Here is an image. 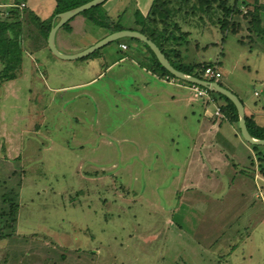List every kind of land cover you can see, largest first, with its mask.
<instances>
[{
    "label": "rangeland",
    "instance_id": "374dc122",
    "mask_svg": "<svg viewBox=\"0 0 264 264\" xmlns=\"http://www.w3.org/2000/svg\"><path fill=\"white\" fill-rule=\"evenodd\" d=\"M151 1L106 0L55 44L105 34L106 17L131 25ZM190 28L188 56L218 61L220 84L264 115V44ZM125 42L74 61L24 51L0 86V207L8 191L18 205L0 264H264V175L238 124L209 120L217 95L154 77Z\"/></svg>",
    "mask_w": 264,
    "mask_h": 264
},
{
    "label": "trees",
    "instance_id": "16d2710c",
    "mask_svg": "<svg viewBox=\"0 0 264 264\" xmlns=\"http://www.w3.org/2000/svg\"><path fill=\"white\" fill-rule=\"evenodd\" d=\"M25 1L12 0V6L7 9H0V86L15 77V72L22 64L24 51L31 54L32 51H38L47 45L46 40L51 28V18L46 22L39 20L37 16L23 6ZM88 1L91 0H75L66 6H57L53 15L75 8ZM239 1L152 0L146 14L135 13L134 23L137 29L131 31H138L152 41L175 70L208 81L203 76L204 69L210 67L218 70L219 62L199 61L188 56L192 50L190 26L194 29L205 27L208 23L211 25L217 24L221 34V42L224 41L227 34L246 32L238 39L239 44L248 45L249 47L256 41L264 44V20L262 17L264 16V4L258 2V0H253L251 4L243 2L246 8L245 11H241ZM105 21L99 22V25L107 29L108 33L124 30L118 23L110 24L108 17L105 18ZM67 26L68 22L61 28L66 29ZM125 40L136 42L142 47L147 55V57L144 56L145 61L148 63L146 68L156 77L165 80H177L191 86L190 83L179 80L166 71L143 42L134 38H122L114 42L121 44ZM125 43L123 45L127 48ZM197 45L198 42L195 41V46L198 47ZM89 55L83 58L89 57ZM220 79L217 83L222 86L219 82ZM207 94L209 96H212V94L217 95L216 103L218 106L216 108H218L221 118H225L230 123L238 122L236 109L231 101L220 94L210 93L209 91H207ZM213 101L215 102V98H213ZM245 121L246 128L253 138L264 139V127H256L253 130L248 118L245 117ZM257 148L258 146L253 145L254 150H257ZM256 162L260 166L259 172L263 175L264 170L261 164L263 156H258ZM13 196L14 192L12 191L5 192L2 195L0 239L10 235L7 232L13 228L16 221L18 205L14 202ZM1 219H3L2 222Z\"/></svg>",
    "mask_w": 264,
    "mask_h": 264
},
{
    "label": "water",
    "instance_id": "95a60500",
    "mask_svg": "<svg viewBox=\"0 0 264 264\" xmlns=\"http://www.w3.org/2000/svg\"><path fill=\"white\" fill-rule=\"evenodd\" d=\"M104 1L105 0H91V1L84 3L80 6H77L75 8H72V9H69L67 11H64V12L57 14L56 15L57 22L51 26V28L48 32L47 40H46L47 48L50 51V53L52 55H54L55 57L62 59V60H76V59L83 58V57L91 54L95 50H97V49H99V48H101V47H103V46H105L111 42H114L116 40H119L122 38L137 39V40L143 42L144 44H146L148 46V48L152 51L155 58L157 59L158 63L166 71H168L171 75H173L175 78L182 80L184 82L190 83V84L198 85L202 88H205L210 93L220 94V95L226 97L229 101H231L232 104L234 105L235 109H236V113H237V117H238L239 131H240V135L243 138V140L245 142L249 143L250 145L264 146V139H255L249 134V132L246 128V124H245L243 105L241 104L240 100L232 92H230L229 90L220 86L217 82L198 79V78L193 77L191 75H188V74H185V73H182L180 71L175 70L169 64V62L167 61L165 56L161 53V51L158 49V47L152 41H150L146 36H144L143 34H141L138 31L120 30V31L112 32V33L108 34L107 36H105L104 38L97 41L92 46H90V47L86 48L85 50H83L79 53H76V54L65 55V54H62L61 52H59L57 50V48L55 47V43H54L55 33L58 30V28H60L69 19H71L75 15L79 14L80 12H83L87 9H90L94 6H97Z\"/></svg>",
    "mask_w": 264,
    "mask_h": 264
},
{
    "label": "crops",
    "instance_id": "0c3cea01",
    "mask_svg": "<svg viewBox=\"0 0 264 264\" xmlns=\"http://www.w3.org/2000/svg\"><path fill=\"white\" fill-rule=\"evenodd\" d=\"M75 0H26L25 1V3H24V7L25 8H27L28 10H30L35 16H37V18H39V20H44V19H47V18H51V26L53 25V24H55L56 22H57V18H56V15H53V13H54V10H55V8L57 7V6H66V5H68V4H70V3H72V2H74ZM89 2V1H88ZM104 2H106V0L104 1ZM104 2H102V3H104ZM152 2V1H151ZM99 4V5H97V6H94V7H92V8H90V9H93L94 11H96L95 9H97L98 7H100L101 5L103 6V4ZM150 5H151V3H150ZM10 6H12V0H0V9H7L8 7H10ZM92 10V11H93ZM148 11V10H147ZM147 11H146V13H147ZM81 14V12L79 13V14H77V15H75L74 17H72L71 19H69L67 22H68V27L66 28V29H64L63 30V32H64V34L65 35H67L66 37V39H69L68 37L71 35V33L75 30V24H77V18L78 17H80L79 15ZM102 16V15H101ZM109 18V17H108ZM135 20H133L132 21V23H131V25H121L123 28H124V30H133V29H137V28H135ZM64 25V24H63ZM62 25V26H63ZM61 26V27H62ZM61 27L60 28H58V30L56 31V33H55V38H54V43H55V40H56V34H57V32L59 31V29H61ZM102 28V27H101ZM104 30L106 31L105 32V34H102L101 36H99V37H97V38H93V37H90V38H88V40H85L84 42H82V43H80V44H69L67 41L68 40H66L65 39V37L64 38H62L61 37V39H60V42H59V44H60V46L62 47V48H58L57 46H56V44H55V47L57 48V50L59 51V52H61L62 54H65V55H72V54H76V53H79V52H81V51H83V50H85L86 48H88V47H90V46H92L93 44H95L97 41H99L100 39H102V38H104L105 36H107L108 34H110V33H108L107 32V29H105L104 28ZM125 42H123V43H121L120 45H123ZM125 45H126V43H125ZM128 48V47H127ZM127 48H125V49H122L121 48V46H120V50H127ZM46 51H48V52H46ZM143 51V53H142V57L144 58V56H146L147 57V55L145 54V52H144V50H142ZM40 52H41V54H42V59L44 58V57H46V58H50V57H54L55 59H57L58 61L59 60H62V59H59V58H57V57H55L54 55H52L51 53L49 54V50H48V48H47V45H46V47H43V48H41L40 49ZM81 59V58H80ZM77 60V59H76ZM70 61H72V60H70ZM74 61V60H73ZM147 69V68H146ZM148 70V69H147ZM148 72H150L149 70H148ZM151 73V72H150ZM152 74V73H151ZM154 77H156L154 74H152ZM172 80V79H171ZM166 82H170V80H165ZM187 87V89L188 90H190L191 91V89H190V87L189 86H186ZM224 87V86H223ZM225 89H227L228 90V88L227 87H224ZM211 97H213V96H211ZM214 98V97H213ZM212 98V99H213ZM209 101L208 100H206L205 101V103L203 102V106H204V111L208 114L207 115V118L209 119V120H212V121H216V122H219V121H217L216 119H217V117H214L213 118V111L215 112V109H216V106H218L217 105V103H216V98H215V102H214V104L212 103V106H210V104L208 103ZM263 116L264 115H262L261 113H260V110H256L255 108L254 109H251V110H248L247 112H246V110H245V108H244V119H245V117L246 118H248V121H249V124L251 125V126H253V130L256 128V127H264V120H262V119H264L263 118ZM216 118V119H215ZM221 118V117H220ZM225 119V118H224ZM228 123L229 124H231L232 126V128H231V130L233 129V126H234V124H238V122L237 123H230L229 121H228ZM245 124H246V121H245ZM216 130H217V128H216ZM248 130V129H247ZM238 134H239V141L241 142V143H243L242 144V146H243V148H244V153L246 154V155H249V156H252L253 157V155H254V158H255V163H256V165L257 166H259V164L256 162V158L258 157V156H263V159H264V155L263 154H260L259 152H258V150H254L253 149V145H250L249 143H247V142H245L244 140H243V138L240 136V131H239V126H238ZM235 136H237L236 134H235ZM258 147H261V146H258ZM234 152H232L231 154L233 155L232 157H235L234 156V154H233ZM226 157H228V155H227V153H225L224 154ZM218 156V155H217ZM213 157H215V156H213V155H210V158H213ZM264 163V160H263V162L261 163V164H263ZM260 167V166H259ZM258 174L260 175L261 173L258 171ZM264 175V174H263ZM262 175V176H263ZM261 189H263V187L261 186ZM264 190V189H263Z\"/></svg>",
    "mask_w": 264,
    "mask_h": 264
},
{
    "label": "built area",
    "instance_id": "2783aa9c",
    "mask_svg": "<svg viewBox=\"0 0 264 264\" xmlns=\"http://www.w3.org/2000/svg\"><path fill=\"white\" fill-rule=\"evenodd\" d=\"M122 49H125L126 47L124 45H121ZM203 76L207 78L208 81L217 82L221 78V74L216 69L207 67L204 69ZM191 91L194 95V97H209L207 94V91L205 88L199 87L198 85H191ZM213 99H211L212 101ZM213 116L220 118V113L218 108L215 109V112L213 113Z\"/></svg>",
    "mask_w": 264,
    "mask_h": 264
}]
</instances>
